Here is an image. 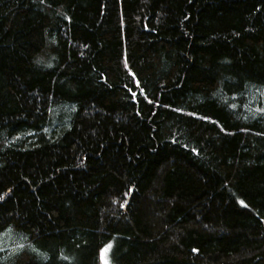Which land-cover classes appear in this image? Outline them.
<instances>
[{"label": "trees", "instance_id": "obj_1", "mask_svg": "<svg viewBox=\"0 0 264 264\" xmlns=\"http://www.w3.org/2000/svg\"><path fill=\"white\" fill-rule=\"evenodd\" d=\"M261 109L264 0H0V264H264Z\"/></svg>", "mask_w": 264, "mask_h": 264}, {"label": "rangeland", "instance_id": "obj_2", "mask_svg": "<svg viewBox=\"0 0 264 264\" xmlns=\"http://www.w3.org/2000/svg\"><path fill=\"white\" fill-rule=\"evenodd\" d=\"M107 245H109V244H107ZM111 245V244H110ZM112 247V246H111ZM103 249H105V247H103ZM110 252H111V248L110 249H108L105 253H104V256H103V258H102V256H101V251H100V257H99V259H100V264H103V261L104 260H107V261H109L110 262ZM111 264V263H110Z\"/></svg>", "mask_w": 264, "mask_h": 264}, {"label": "snow or ice", "instance_id": "obj_3", "mask_svg": "<svg viewBox=\"0 0 264 264\" xmlns=\"http://www.w3.org/2000/svg\"><path fill=\"white\" fill-rule=\"evenodd\" d=\"M261 111H264V109H261ZM241 203H243V202L241 201ZM121 206H123V205H121ZM110 248H111V245L109 244V245H106V246H105V249H102V250H101V256H102V258H103V256H104V253H105L108 249H110ZM103 264H110V262L107 261V260H104V261H103Z\"/></svg>", "mask_w": 264, "mask_h": 264}]
</instances>
